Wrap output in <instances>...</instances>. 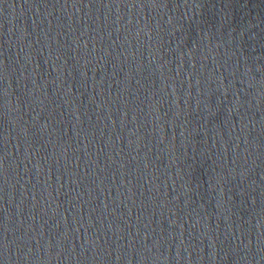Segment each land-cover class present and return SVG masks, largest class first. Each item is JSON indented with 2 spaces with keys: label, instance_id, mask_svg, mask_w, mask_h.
Wrapping results in <instances>:
<instances>
[{
  "label": "water",
  "instance_id": "95a60500",
  "mask_svg": "<svg viewBox=\"0 0 264 264\" xmlns=\"http://www.w3.org/2000/svg\"><path fill=\"white\" fill-rule=\"evenodd\" d=\"M0 264H264V0H0Z\"/></svg>",
  "mask_w": 264,
  "mask_h": 264
}]
</instances>
